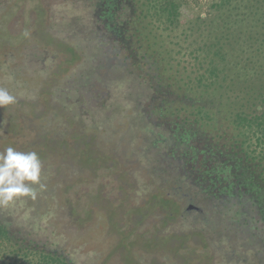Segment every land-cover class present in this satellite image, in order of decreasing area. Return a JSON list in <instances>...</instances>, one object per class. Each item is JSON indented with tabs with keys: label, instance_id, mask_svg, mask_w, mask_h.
<instances>
[{
	"label": "rangeland",
	"instance_id": "374dc122",
	"mask_svg": "<svg viewBox=\"0 0 264 264\" xmlns=\"http://www.w3.org/2000/svg\"><path fill=\"white\" fill-rule=\"evenodd\" d=\"M167 1H116L130 20L131 32L123 34H146L161 59L153 93L149 81L146 92L137 82L142 73L126 44L104 31L96 1L0 0V87L17 97L0 107V152L35 151L46 185L34 186L35 200L21 197L0 212L78 264H264V242L249 232L258 219L264 225L259 168L250 164L246 173L259 191L257 212L200 191L193 183L199 165L177 159L180 165L165 152L177 142L173 132L185 130L170 115L173 87L192 96L197 77L208 81L210 57L219 67L224 62L212 44L223 23L213 7L219 0H174V24L160 11ZM109 56L111 67L103 64ZM140 110L158 123L152 134ZM215 123L201 122L209 129ZM193 125L188 121L186 130ZM164 136L171 141L163 143Z\"/></svg>",
	"mask_w": 264,
	"mask_h": 264
},
{
	"label": "trees",
	"instance_id": "16d2710c",
	"mask_svg": "<svg viewBox=\"0 0 264 264\" xmlns=\"http://www.w3.org/2000/svg\"><path fill=\"white\" fill-rule=\"evenodd\" d=\"M93 1H96L94 5L101 7L98 20L103 24L104 31L120 43H125L129 49V57H132L137 71L142 73L138 75L137 82L146 92L144 83L149 81L147 88H151L154 93L157 84L154 85L152 80L156 81V76L164 69L160 68L161 59L150 37L141 32L123 34L131 32L130 20L127 19V14L123 17L121 12H124V8L117 6V0ZM179 7L180 4L174 0L167 1L160 7V11L169 23L174 24L180 16ZM213 7L219 12L223 23L220 34L214 35L212 44L217 47L215 55H220L224 62L219 67L210 57L211 66L207 69L206 78L208 81L204 83L205 76L197 77V88L193 90L196 94L192 96L180 93L179 90L184 89L182 86L173 87L178 92H173L175 99L173 97V113L170 115L173 114L176 127H184L185 130L183 133L178 130L173 132L171 137L177 140L176 144L173 149H164L165 152L173 153L175 161L190 160L194 167L199 165L195 168L199 174L193 183L200 191L206 190L219 199L236 198L252 211L259 212V191L252 188V182L249 176V179L246 177V173L251 165L259 168V177L264 182V0H219ZM130 9L132 13L139 15L137 10L135 12L132 7ZM60 45L72 53L76 51L72 46L63 43ZM111 58L115 60V57ZM108 60L110 56L102 62L104 66L111 67ZM176 82L174 78L173 83ZM202 88L208 94L209 103L205 104L200 100L203 96ZM138 89L139 87L134 88V96L139 95ZM165 98L166 92L163 102ZM165 108L170 109L168 106ZM146 115L143 111L142 119L147 132L152 134V129L158 128V123L151 120L150 115ZM190 120L199 128L202 127V131H197L194 125L186 130L185 126ZM183 121L185 123L181 124ZM205 121L216 122L214 128H205L201 124ZM197 134L199 138L196 137ZM169 139L166 137L162 142L169 143ZM157 153L163 157V150L160 153L157 148ZM235 156L238 157L234 158ZM258 222L251 226L253 228L249 232L251 238L263 244L264 225ZM0 264L78 263L64 250L29 238L20 227L12 224L10 217L0 212Z\"/></svg>",
	"mask_w": 264,
	"mask_h": 264
},
{
	"label": "clouds",
	"instance_id": "9594fccd",
	"mask_svg": "<svg viewBox=\"0 0 264 264\" xmlns=\"http://www.w3.org/2000/svg\"><path fill=\"white\" fill-rule=\"evenodd\" d=\"M17 102L7 88L0 87V107ZM42 161L35 151L22 152L9 146L0 152V207H8L21 197L37 198L41 183Z\"/></svg>",
	"mask_w": 264,
	"mask_h": 264
},
{
	"label": "water",
	"instance_id": "95a60500",
	"mask_svg": "<svg viewBox=\"0 0 264 264\" xmlns=\"http://www.w3.org/2000/svg\"><path fill=\"white\" fill-rule=\"evenodd\" d=\"M191 207H193V208H197L196 206H193L192 204H191V205H189V208H191Z\"/></svg>",
	"mask_w": 264,
	"mask_h": 264
},
{
	"label": "flooded vegetation",
	"instance_id": "af4514ba",
	"mask_svg": "<svg viewBox=\"0 0 264 264\" xmlns=\"http://www.w3.org/2000/svg\"><path fill=\"white\" fill-rule=\"evenodd\" d=\"M248 183H249V182H248ZM189 205H191V204H189ZM189 205L187 206V209H192L193 207L189 208Z\"/></svg>",
	"mask_w": 264,
	"mask_h": 264
}]
</instances>
